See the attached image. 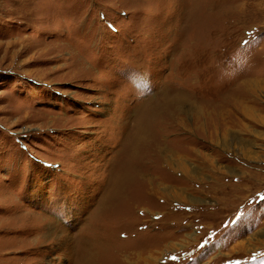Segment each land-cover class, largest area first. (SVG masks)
<instances>
[{"label": "rangeland", "instance_id": "374dc122", "mask_svg": "<svg viewBox=\"0 0 264 264\" xmlns=\"http://www.w3.org/2000/svg\"><path fill=\"white\" fill-rule=\"evenodd\" d=\"M90 256L264 264V0H0V264Z\"/></svg>", "mask_w": 264, "mask_h": 264}, {"label": "bare ground", "instance_id": "6f19581e", "mask_svg": "<svg viewBox=\"0 0 264 264\" xmlns=\"http://www.w3.org/2000/svg\"><path fill=\"white\" fill-rule=\"evenodd\" d=\"M152 105V104H151ZM156 107V106H155ZM153 117V116H152ZM129 139H130V144H132L133 146H141L142 144V142L141 141H143L142 140V138H143V129H142V127L141 126H139V124L137 125V127L134 129V132L128 137ZM149 139V138H148ZM224 140V139H223ZM224 145H225V143H224ZM242 146V145H241ZM136 158V157H135ZM132 171H136L135 173H134V176H138L140 173H139V171H138V169L137 170H133V167H129V168H124V169H119L115 174H114V176L111 178V182H112V184L114 185V186H116V185H119L120 184V182L122 181V179H125V178H127V177H129V176H131V174H133V172ZM126 181V180H125ZM41 235V234H40ZM87 246V245H86ZM88 252V251H87ZM87 256H88V253H87ZM90 259H91V256H90V258H82V261H85L86 263H84V264H91V263H89V261H90ZM78 264H80V263H78ZM82 264V263H81Z\"/></svg>", "mask_w": 264, "mask_h": 264}]
</instances>
